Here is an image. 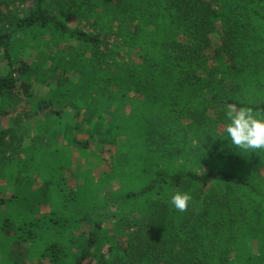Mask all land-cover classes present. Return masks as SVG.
I'll list each match as a JSON object with an SVG mask.
<instances>
[{"label": "trees", "instance_id": "1", "mask_svg": "<svg viewBox=\"0 0 264 264\" xmlns=\"http://www.w3.org/2000/svg\"><path fill=\"white\" fill-rule=\"evenodd\" d=\"M57 2L63 12L73 10L87 19L95 14L97 20L89 22L95 29L61 20L47 0H0V46L7 60L0 70L4 101L32 94L35 83L45 82L44 71L49 73L14 57L19 34L34 36L35 44L47 37L53 43L74 41L80 49L74 63L82 66L77 81L56 78L63 83L59 92L29 100L30 107L41 101L48 109L56 103L70 107L72 117L60 125L70 141L62 143V163L46 160L33 170L32 162L23 163L25 177L30 176L26 193L15 192L7 200L24 202L28 214L34 202L48 209L28 224L22 220L14 232L33 237L45 231L51 250L47 264H264V179L253 172L256 163L264 162V151H249V170L242 173L243 149L223 156L198 145L218 126L225 128V112L232 105L264 113V96L251 104L237 99L244 79L260 64L264 0ZM165 12L169 18L159 21ZM82 93L89 97L85 104L79 100ZM69 95L75 99L67 103ZM102 114L116 118L118 130L126 132L125 151L115 143L117 132L106 129L96 136L85 125L87 118ZM48 127L44 123V130ZM85 132L88 137L78 136ZM11 133L0 124L1 146ZM105 138L112 152L107 160L98 158L109 170L91 189L86 182L68 189L64 172L72 173L71 149L96 154ZM193 140L197 167L187 168L180 159L187 157L186 145ZM217 156L226 157L225 165L217 163ZM165 157L168 163L160 164ZM236 157L242 172L230 162ZM175 192L192 197L183 212L170 204ZM1 194L0 203L5 200ZM83 221L86 228L72 234L74 223Z\"/></svg>", "mask_w": 264, "mask_h": 264}, {"label": "rangeland", "instance_id": "2", "mask_svg": "<svg viewBox=\"0 0 264 264\" xmlns=\"http://www.w3.org/2000/svg\"><path fill=\"white\" fill-rule=\"evenodd\" d=\"M47 2L48 8L61 20H66L70 25L84 28L88 31L95 29V27L90 28L91 24H89V22H93L98 18L95 14L87 19L81 13L73 10H69V12H65L64 10L63 12L57 0H47ZM68 13L69 15H67ZM105 18L104 16L101 19L104 25L107 24ZM168 18L169 15L165 12L161 14L159 21H166ZM6 28L4 27L3 29ZM19 36H22V40H18L15 43L14 57L32 61L38 69L42 66L49 73L44 71L47 77L44 80L45 82L35 83L32 94L26 93L19 98H15L14 101H4L0 96V124L7 126L12 131L10 137L8 136L9 138H7V143L3 146L0 145V192L5 197V200L0 203V264H47V256L51 253V250L47 247L49 242L44 235L45 231L36 236L29 237L24 233L16 234L14 232L16 228L13 230V227L20 225L22 220H24L25 224H28L35 215L47 211V205L34 202L32 213L28 214V205L24 202L18 203V200H13L10 203L6 197L15 192L16 194L26 193L25 180L30 178V176L25 177L24 175L23 163L26 161L33 163V167L30 168V170H33L39 166H43L46 160H55L60 163L66 160V156L60 155L59 152L62 143H68L70 137L66 136L65 130L60 128V125L67 122L70 116L72 117V110L68 106H61L60 103H56L55 107L51 105L53 107L48 109V106L45 107L44 101H41L38 106L31 105L30 107L29 100L36 101L39 95L43 94L47 96L49 92H59V87L61 84L63 86V83L55 82L56 78L65 77L71 83L77 81L79 77L77 73L82 70V66L78 62L76 64L74 62L79 60L80 55L78 51L80 49L77 43L68 38L53 43L52 39L47 37L35 44L36 39L34 36L32 38L31 36L26 37L20 34ZM212 38L213 42L217 39L216 36H212ZM257 56L258 63L260 64L255 66L254 72H249L243 81L241 89L237 91V99L240 102L251 104L264 96V49ZM2 57L3 50L0 46V70L4 69L7 61ZM40 75L42 76V72ZM64 85L67 84L64 83ZM68 99L67 103L75 99V97L69 95ZM88 99L89 97L85 93H82L79 97L80 102H83L81 104H85ZM129 108V106L124 107L123 111L129 112ZM32 114L34 115L32 116ZM85 116H88L87 112L82 111L84 119L86 118ZM47 118L50 121H47ZM44 123H49L47 130H44ZM117 124L116 118L104 114L96 119L87 118L85 121V125L96 136L103 134L106 129L111 134L117 132L114 139L115 143L122 151H125L127 149L125 142H128L125 141L126 132L123 129L118 130ZM55 134H59V138L55 137ZM86 134V132L79 133L78 136L84 138L87 136ZM223 135L224 128L218 126V129L213 131L212 135L208 137L207 142L198 143L199 148L206 151L211 150L212 154L231 155L236 146L232 145L227 138H222ZM61 139L62 141H60ZM105 140V143L97 145L96 149L98 151L96 154L92 152V149L83 151H77L76 148L71 149L69 157L72 163L70 167L72 173H68V171L64 172V185L68 189H75L76 185L83 182L87 183V189H91L92 182L100 176V173L103 170H109V165L101 160V158L107 160L112 152V147L105 145L109 139L105 138ZM195 144H197V140H193L191 145H186L185 154L187 157L183 156L180 159V162H184L187 168L197 167L194 166L196 162L195 153L198 151V149H195ZM243 151L244 156L239 158L245 159L243 165L244 172L240 169L239 162L241 160L237 157L230 162L234 165L233 168L238 169L242 173H247L246 169L249 170V151L244 149ZM98 156L101 158H98ZM224 159L226 157L220 160L217 156V163L220 161L221 165H225ZM159 163H168V160L165 157L159 160ZM122 165L123 168L126 167V159L123 160ZM253 172L256 177L264 179V162L256 163ZM40 173L41 175H45V169L41 170ZM36 184H38L36 181L32 183L33 186H36ZM31 189L35 190L33 187ZM146 198L148 199V197ZM146 198L144 197V199ZM85 228V221L75 222L71 227V233L74 235L78 234ZM42 251L43 255L40 253Z\"/></svg>", "mask_w": 264, "mask_h": 264}, {"label": "clouds", "instance_id": "3", "mask_svg": "<svg viewBox=\"0 0 264 264\" xmlns=\"http://www.w3.org/2000/svg\"><path fill=\"white\" fill-rule=\"evenodd\" d=\"M227 121L222 138H227L232 145L250 152L264 151V113L251 107L230 106L225 112ZM191 195L187 192H175L170 204L183 212L188 207Z\"/></svg>", "mask_w": 264, "mask_h": 264}]
</instances>
